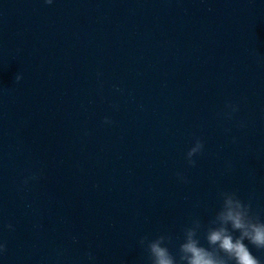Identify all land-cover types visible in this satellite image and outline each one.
Segmentation results:
<instances>
[{
	"label": "water",
	"instance_id": "obj_1",
	"mask_svg": "<svg viewBox=\"0 0 264 264\" xmlns=\"http://www.w3.org/2000/svg\"><path fill=\"white\" fill-rule=\"evenodd\" d=\"M222 191L264 220V0H0V264H148Z\"/></svg>",
	"mask_w": 264,
	"mask_h": 264
},
{
	"label": "clouds",
	"instance_id": "obj_2",
	"mask_svg": "<svg viewBox=\"0 0 264 264\" xmlns=\"http://www.w3.org/2000/svg\"><path fill=\"white\" fill-rule=\"evenodd\" d=\"M44 3L51 5L53 0H44ZM254 54L258 55L259 52L256 51ZM22 79L23 73H17L16 84ZM225 109L223 116L231 119L233 114L239 111V105L229 101L225 104ZM103 123L110 124L112 121L105 117ZM239 126H243V123L241 122ZM203 149L202 139L196 138L186 153L185 158L189 166L195 167L196 160L193 157L201 154ZM177 175L183 182H187L180 173ZM35 179H38V176L33 174L23 183L27 185L29 180ZM220 198L221 206L207 225L199 218H194L190 226L183 228V239L175 255L169 247L173 242L170 235L141 237L139 244L148 253V264H264V259L254 255L249 247L251 245L257 251L264 252V220L253 212L251 200L245 202L235 191H222ZM7 227L13 229L11 224ZM201 232L207 247L201 244L199 235ZM6 249V242L0 243V253ZM87 258L89 261L95 260L91 253Z\"/></svg>",
	"mask_w": 264,
	"mask_h": 264
}]
</instances>
